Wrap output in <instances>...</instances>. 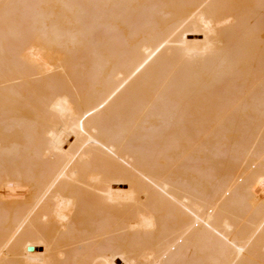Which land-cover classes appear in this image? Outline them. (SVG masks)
<instances>
[{"label":"bare ground","instance_id":"6f19581e","mask_svg":"<svg viewBox=\"0 0 264 264\" xmlns=\"http://www.w3.org/2000/svg\"><path fill=\"white\" fill-rule=\"evenodd\" d=\"M0 264H264V0H0Z\"/></svg>","mask_w":264,"mask_h":264}]
</instances>
